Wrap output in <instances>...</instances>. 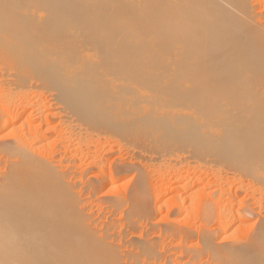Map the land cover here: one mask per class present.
Here are the masks:
<instances>
[{"label":"bare ground","instance_id":"1","mask_svg":"<svg viewBox=\"0 0 264 264\" xmlns=\"http://www.w3.org/2000/svg\"><path fill=\"white\" fill-rule=\"evenodd\" d=\"M136 5L135 9L139 6V0H0V81L5 77L2 63L13 66L17 71L32 66L39 72V81L57 82L59 98L64 105V109L60 111L43 112L32 120L27 117L26 121L20 123V128L23 126L25 128L27 125L30 130L23 132L15 126V123L21 120L24 111L20 116L17 115L18 113L13 114L12 111L14 108L17 109L13 107V99L23 93L22 89L8 87L1 90L0 133L7 131V137L13 133L15 137L13 136L11 140H5L4 136V138L0 137V264H264V214L261 215L258 211L256 213L252 208L253 205L245 206L241 202L206 203L204 211L202 210V218L207 223L213 218L216 219V224L221 222L222 229L206 228L198 232L197 241L200 242L198 243L200 246L191 249L186 248L188 247L186 243L195 232L184 230L187 228L167 226L173 233L172 236L175 235L174 233L181 236L180 238L179 235L176 236L181 239L178 246L174 245L177 247L173 245L170 247L171 244H166V241L160 240L159 237V239L149 238L146 232L139 237L136 236L137 234L133 235L139 229L138 226L142 229L147 228L148 221L152 218L153 209L148 208L149 195L147 196L143 189L145 187L143 181L122 198L105 199L101 195L102 198L97 199V197L95 202L94 199L92 200L99 191L106 189L107 192H111L115 189L116 180L113 174L117 177L129 170H135L134 166L117 158L108 161L110 150L102 152L108 153L107 155L99 156L100 153L98 155L99 149L97 152L96 146H101L102 141H109L103 133L119 132L127 141L135 136L137 138L141 133L148 134L152 130L148 124L153 119L151 118L152 120L147 124L144 120V118L149 119L145 117L146 114L149 116L150 113L155 112L158 117L165 118L168 111L162 113L163 110H160V112L158 103L159 100L163 102L167 97L174 101L172 104L176 101L185 102L189 97L192 106L201 108L200 111L198 110L199 113L198 111L195 113L198 115L206 107L245 111L241 116L238 112L235 113L241 118L239 126L235 125L239 120L234 121L233 117H231L233 121H222L219 126L216 125V128L222 125L224 136L223 134L221 137L220 134L219 137L214 136L217 133L213 135L211 127L203 130L206 127L204 126L202 130L198 128L189 132L185 139L178 136L172 138L170 142L191 147L207 142L208 145L210 144L209 149L219 153L221 159L228 157L231 160L234 156H241L242 158H239L241 160H237L241 167L239 168L256 173L262 172L261 179L264 180V139L258 137L250 139L248 133L252 129L251 126L257 124L259 109L264 107V0H154L156 15L152 28L155 39L153 37L152 39H154L153 53L156 62L153 61L152 64L155 62V65L150 66L151 69L155 67L154 70L152 69L154 73L151 74L153 80L151 75L149 78L148 73V76H145L148 79L144 76L138 79L152 80L153 84L157 82L160 88L166 90L153 92L155 89L152 91L151 88L153 93L140 94L141 96L138 94V98L133 99L136 96L134 92H137L134 91V87H137L138 83L135 84L136 86L133 85V90L129 86H122L126 83L128 85L131 79L126 73L128 68L125 67L128 65L130 68L140 63V60L146 56L142 57L139 52L144 54L146 52L140 49L141 51L137 53H129L131 49L127 50L130 47L126 43L128 44L130 40L122 39L123 35L117 29L123 26L126 28L133 22L135 18L132 16L133 10L128 12V9ZM146 10L148 11V7ZM138 12L140 14V11ZM135 21L133 24L136 23ZM46 27L51 32L62 28L87 31L86 34L88 36L93 34L91 38L93 36L94 42H97L94 44L90 39L89 45H85L86 49L63 50L61 48L64 46L61 47L57 42V37L55 42L59 45L50 44L51 47L46 50L45 55H43L45 49H40L42 52L38 57L36 56L38 49H35L39 43L37 41H40L39 45L43 48L47 40L48 43L50 42L53 32L49 33L51 37L46 34L48 39L45 35L38 34V40L37 38L34 40L35 36L31 30H43ZM111 32H116L117 35L121 33V39L120 36L117 38L116 34V36L110 34ZM105 36L108 41L111 40L110 45L106 43ZM128 36L130 37L131 34ZM110 37L115 42H112ZM43 38H46L45 44ZM89 38L84 39L85 43ZM24 44L29 47L27 48L29 50L25 51L27 55H24L20 47ZM92 51L97 52L93 56L98 54L99 60L91 70L87 68L90 71H85L86 67L82 69L81 62L85 53ZM21 52L23 55L20 54ZM46 55L49 59L45 57ZM61 55L65 56L64 60H60ZM52 56L60 59L52 60L54 58ZM138 57L141 59L139 60ZM130 58L133 60L130 61ZM132 61H135L133 65ZM122 64L126 66L122 67ZM122 70L126 71V74L119 76L118 80L121 84L119 86L130 88L132 93L129 92L130 89L125 88L126 91L123 93H131L134 96L131 98L127 94L126 97L125 94L123 100L119 101L120 97L117 99L119 102L115 103L113 98L119 93L116 94L117 91L113 92V89H109L108 84L114 83L113 78L109 79V76L112 72L124 73ZM118 75H114V79ZM18 76L20 77V72ZM132 77L137 78L135 74L134 76L132 74ZM4 80L6 81V78ZM118 88L115 90L120 92ZM96 92L98 94L95 95ZM113 93L115 94L112 98ZM170 99L168 101L171 103ZM2 104L7 106L6 109ZM140 104H144L146 109L142 114L136 109ZM172 104L170 107L173 108L177 105ZM184 104L182 109L186 106ZM192 106H189V109ZM117 111H119V119L114 118ZM157 111L162 115H158ZM195 114L194 116L198 117ZM179 115L183 122L187 121L184 120L186 116L192 118L190 113L185 114L186 116L181 113ZM179 115L176 116L178 120ZM120 119L121 121L118 122ZM55 120L57 126L54 127L59 129L48 127ZM38 121L40 123H37ZM214 123L211 124L212 127L215 126ZM155 124L156 122L154 126ZM133 125L136 128L129 130ZM127 129L132 132H128ZM55 131L56 134H60L57 136L60 140L49 138L51 136L47 133H55ZM260 132L264 134L262 130ZM45 140H49L50 143L49 141L46 143ZM80 144L86 148L84 156H80H83L82 162H85V166L87 164V169L79 172L74 170L73 164L76 163L77 145ZM87 171L92 172L89 179L87 178L86 181L84 179L85 182L81 179L75 180L76 176H83L88 173ZM77 182H82L78 192L82 194L85 192L92 200L87 205L96 204L95 206L99 205V208L100 205H106L107 217L104 220H101L102 217L99 215L95 216V211L88 209L86 202H81L79 193L75 191L79 188L76 187ZM203 206L202 204V208ZM86 209L89 212L85 213ZM100 210L103 212V209ZM118 212L121 213L120 220L115 218ZM245 214L253 217L258 214L260 225L251 228L252 230L241 238L235 235L237 231L244 228L246 221L254 219L248 217L247 220ZM217 233L221 234L219 243H216L215 239L219 236Z\"/></svg>","mask_w":264,"mask_h":264},{"label":"rangeland","instance_id":"2","mask_svg":"<svg viewBox=\"0 0 264 264\" xmlns=\"http://www.w3.org/2000/svg\"><path fill=\"white\" fill-rule=\"evenodd\" d=\"M150 1H152V2H150ZM150 1L149 0H143V1L139 0V6L137 9H135L137 7V5L132 6L133 8L128 9V12L133 10L132 11L133 13L131 12L132 16L136 18V19L133 18L132 21L133 22L135 20H137V21H135L136 23H134V24L131 21L132 23H130V24H132L133 26L132 25L130 26V24H128L126 28H125V26H123L124 29H123V27H121L120 29H117L119 32L122 33L123 37L120 35L121 33L119 35H117L118 33H116V32L113 33L115 30L110 33L113 35L116 34L117 36L116 35L115 36L117 38L120 36L119 38L121 39V37H122V39H125V41H126V39H127V41L130 40V41H128V44L126 43V45H128V47H130L127 50L129 51L131 49L129 53H131V52L137 53V51H141V50L142 51L144 50V52L147 53V54L146 53L144 54L142 52H139L143 55L142 57H144V56H146V57H144L142 59L140 57H138V59L139 58L141 59V60L139 59L141 62L140 61H139L140 63L136 62V64L137 63L138 64L134 65V66H132L133 65L132 63L133 62L135 63V61H132L131 62L132 65L129 64L130 66H132L130 68L128 67V65L127 66L123 65V64H125V62H124L121 66L122 67L126 66L125 68H128V70H126L127 72L124 71L125 69L121 68V66H120L121 69H124V70H122V72H124V73H121L119 71L120 73H113L112 72L113 75H112V73L110 74L109 79L113 78L114 83H113V85L107 83L109 86V89H113V92L117 91L116 94L119 93V95L118 96L115 95V97H114L115 93L112 94V98L114 97L113 100L115 103H117L116 101H118L117 99H119L120 97H121V99H119V101L124 99L126 93H123V91L130 89L128 87L127 88H125V87L120 88V86H119L120 83H119L118 79L120 77L124 76L126 73L129 75V77L132 80L128 77V79H130L128 82V85L126 83V85L123 84L122 86H129L132 88V87H134L133 85L138 83L137 87H134L135 88L134 91L138 92V93L134 92V94L136 96H134V94H131L133 88H132V90L131 89L129 90V92L131 91V93H129V94L127 93L131 98H133L132 96H134L133 99L138 98V96H141V95L146 94V93L151 94V93L155 92L156 90L157 91L161 90V89H162V91L166 90V89L160 88L159 83L156 82L157 83L156 84L154 82L156 85L152 83L153 77L151 74L154 73L153 68H155V67H153L152 68L153 70H152L150 66L153 63V61H155L154 58H156L154 56V53H153L154 52V49H153L154 41L153 40L155 39V37H154L155 32L153 30L154 28H152V27H153L154 17L156 14H155V9H154V0H150ZM144 2H145V4H144ZM141 3H142V5H141ZM140 5H141V7H140ZM147 7H148V11L146 10ZM137 10L140 11V14ZM259 10H262V9H259ZM149 11H151V12H149ZM135 12H137V13H135ZM151 13H153V14H151ZM129 15L131 17L130 13H129ZM137 22H138V24H137ZM66 29L67 28L59 29L61 32H59V30L57 29V31L55 30L56 33L52 31L54 35L52 34V32L47 27L43 28V30H41V29L31 30V32L35 36L34 40H36V38L38 40V34H39V36L43 34L47 38L48 36L51 37V35H49V33H51L52 37H53V38L51 37L50 38L51 40H49L51 43L50 42L48 43V40L46 41V38H43V40H44L43 43L45 44L47 42L45 45H43V48L39 45L40 41H37V42H39L38 46H36L37 48H35V45H34V48L38 49L36 56L39 57L40 53L42 52L40 49H43V50L45 49V51L43 53V55H45V53L47 52L46 51L47 49H49L51 46H55L57 44L55 42L57 37H58L57 42L61 45V47L62 46L65 47V48L64 47L61 48L63 50L64 49H66V50L71 49L72 50V48H73V50L74 49H80V48L86 49L85 45L90 42V39L93 40V42H94L93 36L91 38V35H93V34L88 36V34H86V33H88L87 31L84 32L82 30V32H81V30H69V28L67 30ZM152 30H153V32H152ZM36 31H37V33H36ZM65 32H66V34H64ZM57 33L58 34L62 33V34H61V36L60 35L57 36L58 35ZM78 33H80L79 37H78ZM81 33H83V34L85 33L86 35L85 34L82 35ZM75 34H77V35H75ZM130 34H131V36L129 37L128 35H130ZM63 36H64V39H63ZM66 36H67V38H66ZM69 36H71V37H69ZM115 36H113V38H116ZM125 36H127L129 38H126ZM54 37H56L55 40H52V39H54ZM60 37H61V39H60ZM152 37L154 39H152ZM72 38L74 39V42H73ZM88 38H89V41L87 40L88 42L86 41V43H85V40ZM117 38L115 41H117ZM105 39H107L106 43L108 42V44H109L111 40L108 41V38H106V36H105ZM52 41L55 42V44ZM59 41H62V43ZM101 41H105V40H101ZM115 41H113V39H112V42H115ZM152 41H153V43H152ZM96 42L97 41H95L94 44H96ZM79 43L81 44L82 47L80 46ZM82 43H85V44H83L84 47H83ZM50 44H51V46H50ZM59 44H57V45H59ZM36 45H37V43H36ZM47 45H48V48H47ZM65 45H67L69 47L67 48V46H65ZM71 45H72V47H71ZM149 45L151 46L152 50H149V49H151ZM39 46H40V48H38ZM20 47L23 49L22 50L23 53H25V51L27 52L29 50V49H27V48H29L28 45L25 46V44H24V46L22 45ZM125 48H127V47H125ZM144 48H147V49H144ZM63 50H61V51H63ZM132 50H134V51H132ZM128 51H127V54H129ZM149 51H151L152 53H150ZM22 52L20 54L23 55ZM96 53L97 52H95V51L85 53L84 60H83V62H81V65H82L81 67H83L82 69H84V67H86V69L90 68V70H91L93 68V66H95L97 64V61L99 60V56H98V54L96 56H93ZM149 53H150V55H149ZM141 54H140V56H141ZM24 55H27V53H25ZM135 55H132V56H135ZM147 55H149V56H147ZM30 56L33 57L32 55H30ZM38 57H36V58H38ZM45 57H47L49 59V56L46 55ZM45 57L43 56L44 59H45ZM60 57H61V59H60ZM60 57L56 58V56H52L53 59L52 58L51 59L54 60L56 58L58 60V58H59L60 60H64V58H65V56H62V55ZM126 58L127 57H125V61L128 60ZM128 58H129V55H128ZM131 59L133 60V58H130V61H131ZM138 59H137V61H138ZM93 62H94V64H93ZM155 62H154V64H152L153 66L155 65ZM126 63L128 64L129 62H126ZM87 64H88V66H87ZM148 66H149V68H147ZM1 67H2V72L5 76L4 79L6 78V81L4 79H1V81H0V94L2 93V91H1L2 89L5 90V89H8V87L15 88V89L17 88V90L22 89L21 91L23 92L22 94L15 96L14 97L15 99H13L14 101L11 100V101H13L12 103H14L13 107H17V109L16 108L13 109V107H12L13 114L18 113L17 115L20 116L24 111V113L21 116V120H18V122L15 123L16 124L15 126H17L18 129H21V131L27 132V129L30 130V128H28L27 125L25 126V128L23 126L24 129L20 128V123L26 121L28 119L27 117H29V119L31 118V120H32V119H35L36 117H39L41 115L40 113H43V112H45V113L49 112L50 113V112H54V111L56 112V111H60L61 109L62 110L64 109L63 108L64 105L59 98L58 89H57V85H58L57 82L48 81V82L44 83L42 81H39V79H40L39 72H38V70H36L32 66L30 68L27 67L28 69L25 68V69L18 70V71L13 66H11V65L8 66V65L3 64V63L1 64ZM146 68L148 70L149 69H151V70L148 71ZM86 69H84V70L90 71V70H88V69L86 70ZM19 72H20V77L18 76ZM147 73L149 74V78L151 75L152 80H144L145 76L146 77L148 76ZM116 74H119V75L116 76L114 79L113 76ZM122 74H124V75H122ZM132 74H133V76L135 74L136 77L138 75L139 76L137 78L135 77L136 79H134L132 77ZM140 76L141 77L144 76L142 81L139 80V79H141ZM126 77H127V75H126ZM145 79H148V78H145ZM134 81H136V83ZM115 85H116V88H114ZM118 87L120 88V92L122 94L119 92V90H115ZM151 88H152V91H153V89H155V90L153 92H151V90H150ZM139 90H140V93H139ZM148 91H150V92H148ZM167 92H169V90ZM111 93H112V91H111ZM94 94L96 95L98 93L96 92ZM127 94H126V97H127ZM120 95H122V96H120ZM188 98L189 97L186 98L185 102L189 101ZM163 99L164 98H162V100ZM169 99L170 98L167 97L164 99L163 102L161 100H159L160 102L158 103V105L160 104V106L158 107V109H159V111L163 110L164 112L162 111V113H167L166 111H168L169 116H170V114L171 115L173 114L172 116L169 117L168 114H166L165 118H164V116L158 117L157 115L154 114L155 113L154 111H153L154 113H150L149 116H148V114H146L147 116H145V117L149 118L148 120L144 118V120L147 124L149 121H151L153 119L151 121V123L148 124L152 128V130L149 131L148 134L145 132H144V134L141 133L137 138L135 136V137L131 138L132 140H128V141L124 140V138L120 135L119 132H107V133H103L104 135L101 134V137L103 135L104 137L108 138L109 141L108 142L102 141L103 143L101 142L102 143L101 146L97 145L99 148L96 146L97 152L99 149L98 155H99V153H100L99 156H103L105 154L107 155L108 153H106V152L102 153V152L105 150L106 151L110 150L111 153L108 154V156H107L108 161L109 160L111 161V160L117 158L118 160H121L126 164L134 166L135 170H131V171L129 170V172L124 173V174H119L120 176L118 175L117 177H115L116 175L113 174V177L115 178L116 181L114 182L115 183L114 184L115 189L111 191L112 193L107 192V190L104 189L102 192H100V191L97 192L95 194L96 196H94L92 198V200L94 199V202H95L97 197H98L97 199H99V198H102V196H103V198L105 197V199H108L110 197L122 198L124 196V194L125 195L129 194V192L131 190H133V188H135L136 185L139 186L138 183H140V181H143V183H144L143 186H145V187H143V189H145L147 196L149 195V197H147V203L148 202L150 203V205L148 203V205H149L148 208L150 209V207H151L153 209V210L150 209V210H152V213H151L152 218H151V220H149L150 222L148 221V227L145 228L146 230L142 229L141 226H138L139 229H137V231H135L133 233V235L137 234L136 236L139 237V236L143 235L144 232H146L149 238L155 237V239H157L159 237L160 240L164 239L166 241L165 242L166 244L169 243L171 245H169V244L168 245L170 247H173L174 245L178 246V242L180 243L181 239L177 238L179 235L177 233H174L175 235H173L174 237H176V236L177 237L172 238L173 233H171L169 231V227H174V228L180 227L181 229L187 228L184 230L188 231V229H189L188 232L191 231V232H195V233L191 234L192 236H191L190 240H188L187 241L188 243H186V246H188V247H186V246L185 247L186 248L192 247L193 249H196L197 247L200 246L199 245L200 242L197 241V240H199L197 237L198 232H200L206 228L207 229L209 228L208 230L222 229L221 222H217L218 224H216L217 220L214 218H213L214 222H212L213 220L211 222L209 221L208 222L209 224L206 221H204V218H202V217H203V211H204L203 209L206 206L205 204L206 203L209 204L210 202H211V204H216V203L222 204L225 202H236V203L241 202V204L245 205V206L246 205H250V206L253 205L252 208L255 209V212L257 213V211H258V213L260 212L259 214L263 215L264 214V210H263L264 209V180L261 179L263 177L262 172L256 173L254 171H250L249 169L248 170H245L243 168H242L243 170L240 169L241 167L238 164L239 162H237V160L239 158H242L241 156H239V157L234 156L233 157L234 160L232 158L230 160V158H228V157L221 159V157H220L221 155L219 153L209 149L210 144L208 145L207 142H205V144H202V142H201L200 144H198L197 146H194V147L184 145V144L175 143V142L174 143L170 142V140L172 138H175L178 136H182L181 139H185V137L187 136V134L189 132H191L194 129L198 130V128H201L200 130H202L204 128V126H206V127L203 130L211 127L212 131H213V135L215 133H217V135H214V136L219 137L218 136L219 134H220V137L222 134L224 136V133L222 132V129H221L222 125L220 126V128L219 127L216 128V125L219 126L222 123V121L239 120L240 123H239V121H237V123L233 122V123H235V125L239 126V125H241L240 116L243 115L242 113H244L245 111L235 110V109H230V108H220V107H217V108L216 107H208L209 108L208 109L206 107L205 109H202V113L200 112V114L198 115L195 113H197L198 110L200 111L201 108H199L197 106L194 107V105L192 106L190 101L188 103L184 104L185 102H183V101L180 102V101L175 100L176 103L172 104L174 101L170 99L171 100V103H170L168 101ZM165 100H167V101H165ZM161 102H162V104H161ZM165 102L166 103L169 102L173 106L175 104H177L176 106H178V108L176 106H174V108L170 107V104L169 103L166 104ZM183 104L186 106L183 107V109H182ZM2 105H4V104H2ZM168 105L172 109H170L168 107ZM188 105L192 106L193 108L190 107V109H191L190 110ZM139 106L140 107L136 108L137 112L139 114H142L144 112V110H146L145 105L140 104ZM161 106H162V109H160ZM1 107L2 106L0 105V109H1ZM4 107L6 109L7 106L4 105ZM186 107L188 108V110ZM39 110H41V111H39ZM203 110H205V111L203 112ZM159 111H157L158 115H162V113H160L161 111L160 112ZM199 111H198V113H199ZM222 111H224V112H222ZM27 112H28V114H27ZM237 112L240 116L238 114H235ZM176 113H178V114L176 115ZM179 113H181L183 115L190 113L192 118H188L185 115L186 119H184V120H187L188 122L187 121L183 122V120H181V118H180ZM194 114L197 115L198 117L194 116ZM230 114H231V116H230ZM234 114H235V116H234ZM116 115H117V117H116ZM116 115H114L115 117L114 116L113 117L116 119L117 118L119 119V111L116 112ZM143 115H145V114H143ZM151 115H152V117H151ZM178 115H179V120L176 117ZM156 116H157V118H156ZM237 116H238V118H237ZM257 116H259V119L257 118L258 121L255 120L257 122V124L251 126L252 129L248 132L250 134L249 135L250 139H252L253 137H254V139H256L257 137L264 139V136H263L264 134L260 132V130H262V132H264V107H261L259 109V114ZM193 117H194V120H193ZM231 117H233L234 119ZM175 118H177V121ZM228 118H229V120H228ZM217 119H219V120H217ZM231 119H233V120H231ZM55 121L53 122V124L51 123V125H49L48 127H50V128L53 127V129L58 128V127H56L57 121L56 122ZM120 121H121V119L118 122H120ZM153 121L156 122L155 126H154ZM181 122H183V123H181ZM214 122H217V123L215 124ZM37 123H40V122L38 121ZM212 123H214V125H215L214 127L211 126ZM54 125H56V126L54 127ZM135 125H133L131 128H129V130H131ZM45 127H46L45 129H47V126H45ZM134 128H136V127H134ZM153 128H154V131H153ZM220 129H221V131H219ZM43 130H44V128H43ZM129 130L127 129L128 132H132ZM134 130H136V129H134ZM257 130H259V131H257ZM254 132L256 135L254 134ZM44 133H45V130L43 131V134ZM53 133L54 132L47 133V134H49V136H51L49 138L51 140L52 139L60 140L57 137L60 134H58V133L56 134V131L54 134ZM248 133H247V135H248ZM13 134H10L8 136L9 137L8 138L7 137L8 132L5 131L3 133H0V137L4 136L5 140H11L15 137V134L14 135ZM253 134H254V136H253ZM259 135H260V137H259ZM261 135H262V137H261ZM213 138H215V137H213ZM133 139H135V140H133ZM45 141H43V142L45 143ZM48 141H46V143ZM48 143H50V141ZM44 145H46V144H44ZM117 145H118V148H117ZM206 145H208V146H206ZM77 146H78L77 148L79 149L78 150L76 148L77 152H78L76 154L79 156V157L77 156V160L79 159L78 161H80V162H78L76 160L75 161L76 163L73 164V166L75 168L74 167L73 168H74V170H77L80 172L82 169H87V167H86L87 164L85 166L84 165L85 162H82L83 161L82 157L84 156L83 154L86 151V148L83 144H82L83 147L80 144L81 148H79L80 147L79 145H77ZM102 147L104 149H102ZM70 155H72V153ZM80 155H83V156H80ZM239 160H241V159H239ZM233 161H236V162L234 163ZM64 163L67 164L66 162H64ZM139 168L141 169V171ZM88 173H86L87 175L84 174L83 176L82 175L76 176L77 178L75 177V180L78 181L81 179L83 182H85L87 180V178L89 179L92 172L90 171V173L89 174ZM84 179H85V181H84ZM81 184H82V182L81 183L77 182V184H76V187H79V188L75 189V191L77 193H79L78 191H80V189H81V186H82ZM103 193L104 194L107 193V194L104 195ZM122 193H123V195H122ZM79 198L81 199V202L82 201L86 202L85 203L86 205H87V203L92 202V200L89 198V195L88 194L86 195L85 192H83V194L79 193ZM148 198H151V199L148 200ZM202 204L204 205L203 208H202ZM95 205L88 204L87 208L90 209L91 211H95L94 215L97 217L99 215L102 217L101 220H104L105 217H107V211L105 210L106 205H100V208H99V205H97L98 207H96ZM96 208H97V210L98 209L99 210L97 211ZM100 209H103V212ZM87 212H89V211H87V209H86L85 213H87ZM200 213H201V215H200ZM257 215L255 217L246 215L247 220L249 218H252V217L255 220L249 219V221H246L244 223L245 226H243L244 228L242 229L244 231H242L240 229L237 231L238 234L235 232L236 233L235 235L241 236V238H243L252 229L256 228L255 226H259L260 224H258V223H260V219ZM95 216H94V218H95ZM120 216H121V213L118 212V214H116L115 218L120 220ZM195 216H196V219H195ZM214 216L215 215H213V217ZM185 222H186V224H185ZM254 222H255V225H254ZM219 224H221V226ZM167 226H169V227H167ZM188 227H190V228H188ZM217 234L219 236L216 237L215 239H216V243H219L221 241V237H220L221 234L220 233H217ZM217 234H215V235L217 236ZM180 237L181 236L179 235V238ZM177 246H174V247H177Z\"/></svg>","mask_w":264,"mask_h":264}]
</instances>
